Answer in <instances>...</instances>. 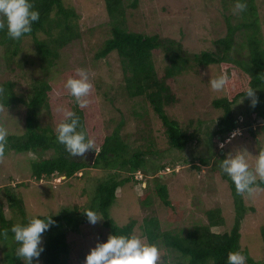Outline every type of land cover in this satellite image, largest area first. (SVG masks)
I'll return each mask as SVG.
<instances>
[{"label":"trees","instance_id":"1","mask_svg":"<svg viewBox=\"0 0 264 264\" xmlns=\"http://www.w3.org/2000/svg\"><path fill=\"white\" fill-rule=\"evenodd\" d=\"M103 1L109 23L90 24L89 30L97 32L106 27L110 36L104 39L93 60H106L112 54L118 56L122 72V81L118 86L126 96L135 101L131 110L138 124V132L133 141L146 140V149L139 147L134 151L129 150L127 139L130 132L124 135L120 132L125 126L126 116L121 117L118 125L109 134L107 125L114 121V117L101 111L98 92L104 84L100 80L89 77L93 88L87 97L89 103L83 108L76 104L75 98L66 88L59 87L57 83L54 85L56 91L51 93L52 82L56 76L64 73L74 77L77 75L76 67L58 69L64 58L62 50L81 43L90 33L83 29V26H87L86 23L79 22L82 8L66 5L65 0H32L34 7L40 12V19L33 23L31 33L25 34L20 40H13L6 35V30H0V46L9 63L22 52L24 41L31 40L33 47L30 52L35 57H27L29 55L26 54L19 65L28 62L39 73L37 78L31 80L24 93H16L10 82L0 86V104L11 109L25 107L27 113L23 133L6 137L3 154L8 150L33 154L30 169L32 179L36 182L61 176H66L67 180L80 179L83 181V191L88 195V200L82 205H76L74 210L64 209L58 214L39 215H53L56 222L50 230L43 233L45 250L39 257V264H71L72 244L68 236L70 233L79 232L80 226L89 223L83 212L86 209L95 210L103 218V225L111 234L135 235V221L119 225L110 210L119 197L118 191L127 187L134 189V182L146 181L148 172L151 180L147 183L146 193L139 197L143 200V207L152 209L156 197L165 206L172 207L168 186L160 172L174 169L181 163L177 154H192V167L200 172L203 166L209 165L213 156L217 157V162H220L221 157H226L221 149H218L220 155L207 156L199 153L198 144L207 138L202 135L205 122L199 123L195 129L192 128V122L189 126L182 127L170 114L169 110L182 101L177 89V78L184 73L193 70L200 75V70L214 64L219 65L220 70H227V96L213 99L215 107L223 109L224 113L214 132L208 136L209 139L219 136L224 141L240 128L242 132L255 137L258 149L262 148L259 146L264 142V11L258 0H241L246 3V8L236 12L233 10L237 0H221L225 9L223 18L227 32L224 36L212 39L215 51L203 50L192 58L184 52L180 42L128 30L127 9H137L141 0ZM240 33L245 37L241 44L237 43L239 37L243 36ZM244 48L247 56H242L243 53L241 55ZM234 50L238 53L232 58L225 54ZM160 52H164V58L168 62L162 73L158 71L155 63V56ZM249 87L256 88L258 103L255 106L251 104L252 98L244 97ZM62 94L65 96L63 99L59 96ZM110 100L113 101V98ZM147 106L153 108L165 128L168 148L162 155L157 154L156 141L148 139L147 136V133L153 132V129H148L152 120ZM61 107L75 111L80 126L94 139V149H91L89 160H86V156H71L64 145L57 141L55 129L64 118L63 113L57 111ZM44 111L54 119L53 123L43 125L41 117ZM260 135L263 138L259 141L257 136ZM155 159L160 160L158 167L152 163ZM183 160L187 161L184 158ZM212 169L222 173L235 198L237 217L234 225L229 231H214V228L219 229L226 224L219 205L204 211L207 223H196L194 227L186 230L165 229L156 214L148 216L142 225V238L147 243L158 246L161 256L158 264H209L210 261L212 264H227L229 251L242 252L250 264H264L254 261L248 249H241L242 220L246 213L244 194L236 192L234 183L219 166ZM94 171L96 174L92 175ZM138 172L142 174L141 180H136L135 175ZM29 185L26 182L15 187L9 185L0 188V229H10L11 225L26 223L30 218L22 193V186ZM150 185L153 191L150 190ZM261 186L264 187V182H261ZM5 205L10 212V218L6 215ZM260 231L264 236V226H260ZM0 242V264H23L15 256L16 244L10 231L7 237L0 236Z\"/></svg>","mask_w":264,"mask_h":264},{"label":"rangeland","instance_id":"2","mask_svg":"<svg viewBox=\"0 0 264 264\" xmlns=\"http://www.w3.org/2000/svg\"><path fill=\"white\" fill-rule=\"evenodd\" d=\"M258 2L263 6L262 10L264 11V0H258ZM65 3L66 5H74L76 9L82 8L83 13L79 22L86 23L87 26H83L85 31H90V24L96 22L100 24L109 23L110 19L106 15L103 0H65ZM224 13L225 9L221 5V0H141L137 9H127L126 22L130 31L150 36L159 35L162 38L180 42L184 52L192 58L194 54L203 50H216L212 39L224 36L227 32L223 18ZM240 35L243 34L240 33ZM109 36L110 33L106 27L97 32L90 31L81 43H76L62 50L64 58L60 61L61 66L58 70L70 69V67L85 68L90 78L103 82L104 86L98 92L99 104L103 108L101 111L114 117V121L107 125L109 134L118 125L121 117L126 116L124 118L125 126L120 132L122 135L130 132L129 139H127L129 150L134 151L139 147L146 149V140L133 141L138 132V124L132 116L134 102L128 99L118 86V83L122 81L118 56L112 54L106 60H93L104 39ZM244 38V35L240 36L237 43H243ZM32 47L31 40L26 39L23 43L22 52L14 61L11 60L12 62L9 63L0 46V86L10 82L14 85L16 93H24L31 84V80L39 76L38 69L32 67L28 62L19 65L24 55L28 54L27 57H35L30 52ZM245 49L241 52V55L243 53L242 56H247ZM236 53L234 50L225 54L232 58ZM155 63L158 71L162 73L168 65L164 58V52L155 56ZM221 73H227V70H220L219 65L214 64L205 70H200V75L192 70L178 77L177 89L182 101L178 106L169 110L170 114L182 127L189 126L192 122V128L195 129L199 123L205 122L202 135L207 138L198 144L200 154L220 155L218 149H221V153L226 155L230 152H241L249 164L254 166L255 156L258 155L260 149H258L255 137L241 132V136H236L225 142H220L219 136L212 139L213 141L208 138L216 129V119L223 114L221 109L215 107L213 99L215 97L224 98L228 92L226 88L220 92H214L208 82L211 77ZM69 77L74 76L68 73L56 76L52 82L53 90L51 93L56 91L55 83L59 87L65 88L64 84ZM59 96L62 99L65 97L63 94ZM110 98H113V101ZM147 109L152 120L148 129H153V132L147 133V136L148 139L152 138L156 141L157 154L162 155L168 148L165 128L154 111L148 106ZM26 114L25 107L17 106L11 109L0 104V127L6 128L8 135L23 133ZM41 122L43 125L51 124L54 119H51L44 111ZM261 138L263 135L257 136L259 141ZM222 143L223 147H221ZM263 146L264 142H261L259 147ZM90 154L91 149L84 155L86 160H89ZM177 155L180 156L181 163L179 162L180 164L174 168L175 170L169 168V170L166 169L167 171L160 172L168 186L172 207L165 206L158 197H156L152 209L143 207V200L139 197L146 193L147 183L151 180L148 172L146 181L134 182V189L127 187L125 190H119L117 194L119 197L110 210L112 217L119 225L129 224L134 220L135 235L145 243L147 242L146 239L142 238L144 234L142 225L144 219L153 214L159 217L163 228L174 230H186L194 227L196 223H207L204 211L218 205L222 208L226 224L219 229L214 228V231H229L236 220V203L229 183L220 171L212 169L214 166H219L217 157L213 156L209 165L203 166L200 172L192 167L193 163L190 161L192 154L182 152ZM126 156L130 155L126 154ZM33 157V154L17 153L13 150H8L6 154L0 155V188L30 183L28 187L22 186V193L30 217L58 214L64 209L74 210L76 205H82L88 200V195L83 191V181L80 179L66 180L64 177H58L41 182L32 179L30 160ZM183 158L187 161H184ZM92 159H90V163H92ZM193 162H195L194 159ZM152 163L158 167L160 160H152ZM195 163L198 164V162ZM95 174V171L92 172V175ZM150 190L153 191L152 185H150ZM243 197L246 213L242 220L241 249H248L256 261L264 263V236L260 231V226H264V191L258 192L251 198L247 194H244ZM4 207L7 217L10 218L11 215L7 206ZM98 216L100 220L96 224L82 225L79 232L70 233L68 236L72 244L71 264H84L90 249L98 241H106L111 234L104 227L103 218ZM1 247L0 242V263ZM246 264L250 263L246 260Z\"/></svg>","mask_w":264,"mask_h":264},{"label":"clouds","instance_id":"3","mask_svg":"<svg viewBox=\"0 0 264 264\" xmlns=\"http://www.w3.org/2000/svg\"><path fill=\"white\" fill-rule=\"evenodd\" d=\"M245 8L246 3L237 0L233 11H243ZM39 19L40 12L34 7L32 0H0V30H6V35L13 40H20L25 34L31 33L33 23ZM75 71L77 75L69 77L64 87L75 98L76 104L83 108L89 103L87 97L93 84L89 79L87 69L77 68ZM228 80L229 76L226 73H221L211 77L208 83L214 92H220L224 90ZM126 97L133 101V106H135V101ZM244 97L252 98L253 106L258 103L256 88L249 87ZM221 110L224 113V110ZM57 111L62 112L64 118L56 126V139L64 145L65 150L73 157H83L90 149H94L95 141L80 126L79 117L75 111L63 107L58 108ZM221 116L216 119V123ZM241 132V129L237 128L226 140L221 141L220 138L219 140L220 142L231 140L236 136H241ZM7 136V129L0 127V155L4 153ZM221 147H223V143ZM255 157L254 166L249 164L241 152H230L219 162L220 169L234 183L236 192L247 194L250 198L258 192L264 191V187L261 186V182H264V147L259 149V153ZM135 176L136 180L142 179V174L139 172ZM61 177L66 179V176ZM83 212L91 224H96L100 220L98 213L93 209H86ZM55 223L53 215L33 216L28 218L26 223H16L11 225L10 229H0V236L7 237L10 231L12 240L16 244V258L22 260L23 264H34V262L39 264V257L45 250L43 233L50 230ZM251 257L256 261L252 255ZM159 260L160 251L156 244L145 243L136 235L110 234L106 241H98L90 249L84 264H158ZM209 264L212 262L210 261ZM227 264H246V256L240 251H229Z\"/></svg>","mask_w":264,"mask_h":264}]
</instances>
